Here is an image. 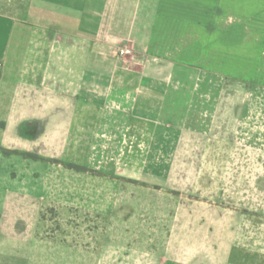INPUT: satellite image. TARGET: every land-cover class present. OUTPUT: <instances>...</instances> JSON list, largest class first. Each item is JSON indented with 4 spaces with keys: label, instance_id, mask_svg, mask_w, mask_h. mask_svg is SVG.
<instances>
[{
    "label": "crops",
    "instance_id": "crops-1",
    "mask_svg": "<svg viewBox=\"0 0 264 264\" xmlns=\"http://www.w3.org/2000/svg\"><path fill=\"white\" fill-rule=\"evenodd\" d=\"M122 48L131 54L120 60ZM248 93L264 94V0H0V156L41 163L29 172L35 194L0 185V264H133L119 249L92 261L40 237V202L100 207L104 185L164 184L160 159L184 138L214 142L231 112L245 120ZM51 161L87 171L59 181L66 168ZM238 249L213 264H264L262 250Z\"/></svg>",
    "mask_w": 264,
    "mask_h": 264
},
{
    "label": "rangeland",
    "instance_id": "rangeland-1",
    "mask_svg": "<svg viewBox=\"0 0 264 264\" xmlns=\"http://www.w3.org/2000/svg\"><path fill=\"white\" fill-rule=\"evenodd\" d=\"M250 94L246 121L231 112L225 126L215 128L214 142L184 138L177 153L160 159L170 168L162 177L164 184L150 185L141 178L124 180L115 188L104 185L100 207H43L46 203L40 202L36 231L42 238L83 248L89 257L92 254V261L95 252L111 257L105 255L110 249L120 250L122 255L115 256L120 260L133 258V264L157 257L168 263H221L231 255L240 256L241 247L260 249L264 255V142H255L257 135L264 136V94ZM14 155L0 156V185L13 189L21 183L35 194L38 180L29 172L34 166L41 168V163L26 159L21 164ZM54 171L59 181H68L62 173L77 174ZM106 177L102 176L104 184L111 181ZM1 208L0 203V213ZM33 209L23 208L24 216L33 217ZM19 230L30 232L33 224H23Z\"/></svg>",
    "mask_w": 264,
    "mask_h": 264
},
{
    "label": "trees",
    "instance_id": "trees-1",
    "mask_svg": "<svg viewBox=\"0 0 264 264\" xmlns=\"http://www.w3.org/2000/svg\"><path fill=\"white\" fill-rule=\"evenodd\" d=\"M3 151V153H5V154H8V153H12V154H16L17 152H14V151H12V152H10V151H6V150H2ZM26 158H28V159H32V160H36V159H38V157L37 156H34V155H31V154H23ZM52 163H55V164H61V163H59V162H57V161H51ZM64 168H66V169H69V170H74V171H77V172H85V171H87L86 169H84V168H81V167H78V166H75V165H71V164H61Z\"/></svg>",
    "mask_w": 264,
    "mask_h": 264
},
{
    "label": "built area",
    "instance_id": "built-area-1",
    "mask_svg": "<svg viewBox=\"0 0 264 264\" xmlns=\"http://www.w3.org/2000/svg\"><path fill=\"white\" fill-rule=\"evenodd\" d=\"M131 54L130 50L126 49V48H122V49H119L118 52H117V57L118 59H122L124 57H126L127 55Z\"/></svg>",
    "mask_w": 264,
    "mask_h": 264
}]
</instances>
